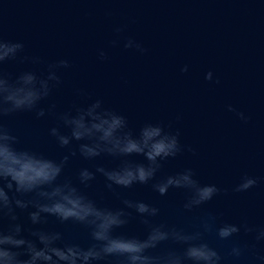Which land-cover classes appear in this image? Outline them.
<instances>
[{
  "label": "water",
  "instance_id": "95a60500",
  "mask_svg": "<svg viewBox=\"0 0 264 264\" xmlns=\"http://www.w3.org/2000/svg\"><path fill=\"white\" fill-rule=\"evenodd\" d=\"M0 43L21 45L0 61V79L15 83L31 73L47 80L50 92L40 107L56 106L41 118L34 112L5 117V126L18 137V150L56 161L68 155L61 182L71 181L100 206L121 208L129 199L158 208L151 222L181 234L201 233L220 254V264H264V236L256 240L264 229V0H0ZM97 100L102 109L123 115L134 132L153 124L178 133L181 151L161 162L153 181L109 190L97 173L87 185L79 182L81 169L116 168L120 159H84L79 142L62 148L49 130L58 127L67 134L58 115ZM129 159L145 162L142 156ZM186 169L199 184H214L220 191L185 209L187 190L170 189L163 197L153 190L152 183ZM243 177L257 182L236 192ZM17 213L28 239L35 240L30 233L40 230L60 233L59 247L92 243L82 225L55 216L32 224L27 211ZM223 223L237 225L240 232L221 240L216 228ZM145 232L134 218L115 234L143 238ZM233 247L240 256L231 254ZM182 249L169 239L148 254L166 257Z\"/></svg>",
  "mask_w": 264,
  "mask_h": 264
},
{
  "label": "clouds",
  "instance_id": "9594fccd",
  "mask_svg": "<svg viewBox=\"0 0 264 264\" xmlns=\"http://www.w3.org/2000/svg\"><path fill=\"white\" fill-rule=\"evenodd\" d=\"M20 47L19 44L0 43V61L14 56ZM60 64L67 66L65 61ZM210 78L211 73H208L206 79ZM48 79L58 82L55 75H49ZM49 92L47 80L38 81L31 73L18 77L15 83L0 79V264H103L110 258H114L117 264H156L157 261L162 264H220V254L204 242L201 233L181 234L164 224L151 222L149 218L158 215V208L129 199L122 201L121 208L100 206L71 181L61 182L59 178L68 155L56 161L15 147L18 137L5 126V117L21 112H34L37 118L44 117L56 107L54 104L47 110L40 107ZM58 121L68 133L53 127L49 134L60 147L69 148L76 141L79 142L78 152L84 159L108 155L121 161L112 169H81L78 178L84 185L95 180L97 173L103 176L109 190L148 184L157 176L161 162L176 157L181 151L178 133H167L160 125L153 124H145L134 132L123 115L102 109L99 100L87 107L60 113ZM70 155L74 156L76 152L70 151ZM132 156H142L145 162H134L129 159ZM256 182L254 178L243 177L234 190L247 191ZM151 186L161 197L170 189L190 192L185 209L212 200L220 191L214 184H199L191 169L163 176ZM17 209L27 211L32 224L42 223L47 216H55L62 223L71 221L82 225L88 230L92 243L86 248L71 243L59 247L60 233L40 230L31 231L35 240L28 239L17 223ZM134 218L145 225L143 238L115 234ZM204 227L205 231L210 229L207 223ZM245 231L253 229L245 228ZM239 232L240 228L231 223L216 228V235L221 240ZM262 236L264 229L260 230L256 240ZM169 239L183 245L182 251L169 253L166 257L148 254L150 249ZM231 254L238 257L241 250L233 247ZM260 259L264 260V257Z\"/></svg>",
  "mask_w": 264,
  "mask_h": 264
}]
</instances>
